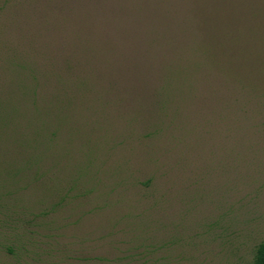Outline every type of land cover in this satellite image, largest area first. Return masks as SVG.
I'll use <instances>...</instances> for the list:
<instances>
[{"label":"rangeland","instance_id":"obj_1","mask_svg":"<svg viewBox=\"0 0 264 264\" xmlns=\"http://www.w3.org/2000/svg\"><path fill=\"white\" fill-rule=\"evenodd\" d=\"M13 1L28 7L0 17L29 22L0 31L4 91L45 77L8 127L0 108V264H250L264 240V111L241 127L230 111L169 127L157 100L164 65L201 33L203 0ZM52 66L72 80L58 94ZM210 80L186 79L200 86L182 105L211 104Z\"/></svg>","mask_w":264,"mask_h":264},{"label":"trees","instance_id":"obj_2","mask_svg":"<svg viewBox=\"0 0 264 264\" xmlns=\"http://www.w3.org/2000/svg\"><path fill=\"white\" fill-rule=\"evenodd\" d=\"M57 1L64 4L63 2L68 0H52V3ZM259 3L256 0H203L198 2L194 11L196 14L202 15V19H200L202 26L199 29L201 33L192 35L187 41V45L184 44V47L181 48L178 58H174L175 60H170L164 65L162 77L158 81L157 100L162 106L161 110L164 112L166 109L169 112L164 115L170 114L169 121L171 123L167 126L171 127L174 121L182 119L185 122L190 117L187 115L188 113L194 114L202 111L201 113H206V121H215L219 119L222 111L227 116L231 112L234 118H242L240 121H233V119L229 121V124L225 123L227 134L225 133L224 138L231 141L233 135L229 129L232 121L241 127L244 124L243 119L246 121L250 114H263L264 77L262 79L259 77V71L264 70L263 56L261 50L255 55H253L255 52L252 51V43L258 39L261 42V47L262 44L264 47V26L261 24L264 22V16L261 13L262 4ZM26 7L28 4L25 1L1 0L0 16L15 8L16 11L19 8L21 11L26 10ZM206 12L212 16L213 20H206ZM26 19H23L22 16L20 18H16V16L0 17V31L2 32L6 26L27 25L29 20ZM255 31L261 33L260 36H254ZM2 57H4L2 64H7L9 68L10 66L20 68L25 65L19 62V60L21 61L20 55L2 53ZM35 72L37 70L33 73L35 74ZM38 72L32 75L33 83L26 81L25 77L11 80L8 83V91L6 89L4 91L0 81V108L3 111L1 113H5L4 117L6 115L5 125L7 127L10 125L11 117L15 116L14 109L15 111L20 109V106L17 105L19 97L22 96L21 98L24 99L29 94L35 95V91L43 84L41 78L45 77V74H38ZM205 76L211 77L212 80L202 84L200 88L205 87L204 89L213 92L214 97L211 104L197 103L196 108L192 109H189L190 106L182 105L180 95L194 94L200 86L195 83H187L186 79ZM52 77L57 81V94L72 81H67V77L64 78L55 71L53 66ZM72 84L76 89L80 85L82 87L80 89L85 91V81L78 79ZM60 88L61 90H59ZM3 93L7 95L5 104H2ZM71 94L75 96V94ZM32 105L34 108L37 107L33 102ZM200 127L202 128V126ZM205 133L211 132L205 131ZM217 133L212 132L211 135ZM245 139H243L244 142H246ZM250 264H264V240L256 245Z\"/></svg>","mask_w":264,"mask_h":264}]
</instances>
